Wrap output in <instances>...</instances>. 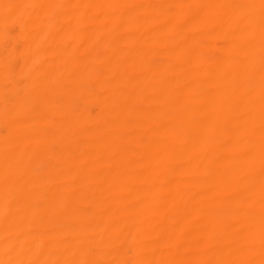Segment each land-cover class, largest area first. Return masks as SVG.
Here are the masks:
<instances>
[{
  "label": "bare ground",
  "instance_id": "bare-ground-1",
  "mask_svg": "<svg viewBox=\"0 0 264 264\" xmlns=\"http://www.w3.org/2000/svg\"><path fill=\"white\" fill-rule=\"evenodd\" d=\"M0 264H264V0H0Z\"/></svg>",
  "mask_w": 264,
  "mask_h": 264
}]
</instances>
